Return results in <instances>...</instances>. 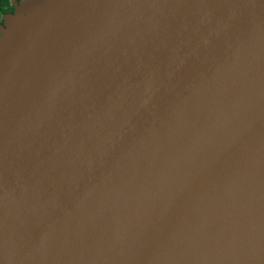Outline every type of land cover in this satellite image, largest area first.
I'll list each match as a JSON object with an SVG mask.
<instances>
[{"label": "water", "instance_id": "obj_1", "mask_svg": "<svg viewBox=\"0 0 264 264\" xmlns=\"http://www.w3.org/2000/svg\"><path fill=\"white\" fill-rule=\"evenodd\" d=\"M10 5L0 264H264V0Z\"/></svg>", "mask_w": 264, "mask_h": 264}, {"label": "bare ground", "instance_id": "obj_2", "mask_svg": "<svg viewBox=\"0 0 264 264\" xmlns=\"http://www.w3.org/2000/svg\"><path fill=\"white\" fill-rule=\"evenodd\" d=\"M213 66L215 67V70L211 72L212 77H214L216 83L219 86H222L221 89L227 88L226 90L233 89L238 92H250L251 86L249 85V83L244 80V77H242L240 73L232 70L227 65V63H225L224 61H220L218 59L213 63ZM211 91H212V88L210 87L209 89H207L206 94L207 95L210 94ZM221 91L223 90H220L219 92ZM228 98H229V95L221 96L220 100L228 101ZM227 117H228L227 114L221 112L219 119L223 120L227 124L239 122L244 125L246 122L245 117H239V118L237 117L236 119L235 115H230L228 120H227ZM247 120L251 122L254 119L252 116L248 115ZM250 132L252 131H249L248 134ZM230 165L233 167H229L228 169H226V172H259L260 170V168L258 169H256V167L249 168L243 165H239L235 167L237 165L236 160L231 161ZM169 166H170L169 172H219V169H220L216 167H211L208 163L206 164V166L205 165L192 166L191 164H184V163H182V167L177 164H172V163Z\"/></svg>", "mask_w": 264, "mask_h": 264}, {"label": "trees", "instance_id": "obj_3", "mask_svg": "<svg viewBox=\"0 0 264 264\" xmlns=\"http://www.w3.org/2000/svg\"><path fill=\"white\" fill-rule=\"evenodd\" d=\"M11 12H12V6L10 5V0H0V24H1L2 16L6 13H11Z\"/></svg>", "mask_w": 264, "mask_h": 264}]
</instances>
